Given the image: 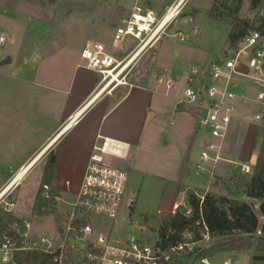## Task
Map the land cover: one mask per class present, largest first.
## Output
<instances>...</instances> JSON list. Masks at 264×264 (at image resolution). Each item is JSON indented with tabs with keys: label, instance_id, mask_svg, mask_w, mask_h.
<instances>
[{
	"label": "rangeland",
	"instance_id": "1",
	"mask_svg": "<svg viewBox=\"0 0 264 264\" xmlns=\"http://www.w3.org/2000/svg\"><path fill=\"white\" fill-rule=\"evenodd\" d=\"M168 1L153 0L152 7L141 2L138 5L159 13L154 12L159 20L165 14L164 4ZM135 4L137 0H0V35L6 37V42L0 46V60L8 55L12 59L10 64L0 67V185L37 153L45 132L59 114L60 108H51L47 100L50 92L46 83L53 79L52 74L70 75L72 68L69 69V65L89 42L103 43L118 58L135 47L136 41L126 37L121 50L112 48L115 30L129 16ZM263 5L264 0H186L179 7L177 16L161 29L130 65L126 81L149 79L150 85H153L156 84L155 77H158L155 73L161 71L177 84V90L169 92L168 97L182 93L191 67H196L199 70L197 75H200V70L207 69L210 62L232 56L241 47L240 41L236 49L232 47L228 39L231 28L241 21L252 24L264 17ZM28 68H33V71ZM158 86L159 91L164 93L165 86ZM172 104L169 99L165 110L156 118L162 127L159 142L165 147L172 141L168 133L170 128L173 129L169 125ZM232 104L237 107L239 102L235 99ZM253 113L252 109L248 110L246 117L253 120ZM242 126L249 127L240 123L233 135L236 137L239 133V154L246 155L249 149L242 141ZM210 139L208 131L200 129L191 152L189 174L200 189L209 184L210 176L208 172H198L197 158L200 149ZM228 145V140H225L223 149L226 150ZM136 153L134 148L131 149L128 159L135 157ZM173 154L171 152L170 156L173 157ZM47 158L48 155L42 157L29 168L12 190L15 208L11 215L27 219L38 235L54 234L58 228L65 227L77 193L76 186L66 187L65 181L70 176L60 164L55 180L61 188V195L55 200L53 213L40 217L34 212V199ZM132 163L129 160L111 162L128 174L118 217L115 220L88 218L93 228L102 231L118 245L129 240L151 244L159 239L157 230L161 221L167 218L175 195L170 194L166 181L141 167L136 169ZM226 166L228 164L224 161L218 162L215 175L225 176ZM66 189L71 193H66ZM181 198L177 197L176 201L181 203ZM253 209L255 211L254 205ZM157 211L164 215L159 217ZM250 253L238 251L232 259L230 255L219 253L214 258H207L206 264H221L225 259L228 264H264L261 260H245Z\"/></svg>",
	"mask_w": 264,
	"mask_h": 264
},
{
	"label": "built area",
	"instance_id": "2",
	"mask_svg": "<svg viewBox=\"0 0 264 264\" xmlns=\"http://www.w3.org/2000/svg\"><path fill=\"white\" fill-rule=\"evenodd\" d=\"M175 4L166 8L165 14ZM178 10L173 12L172 19L177 16ZM161 19L157 20L152 10L135 5L112 38V48L116 51L121 50L126 37L136 41L131 52L122 58L115 57L101 42H89L84 46L80 53L82 66L99 75L96 95L103 92L109 94L118 86L130 85L126 81L130 65L165 26L157 31ZM5 42L6 37L0 35V46ZM240 43L241 47L232 56L210 62L207 69L200 70V75H197L199 70L196 67H191L183 98L178 101L179 104L201 110L198 129L207 130L211 137L199 155L197 170L201 174H212L209 164L221 160V144L235 114L232 102L238 98V84L234 76L249 78L257 86L253 97L257 105L253 121L257 124L264 122V37L253 31L244 36ZM241 57L247 58L248 74L238 70ZM157 82L164 84L168 90H177L176 82L165 73L158 75ZM121 149V143L107 138L94 147L95 153L87 164L75 201L67 214L65 227L58 228L54 234L38 235L25 218H16L10 223L8 233L0 235V264H172L180 255L191 257L189 264H206L205 258L194 260L196 243L188 231H183L180 239L170 245L163 246L159 239L151 244L129 240L118 245L102 231L92 227L88 217L115 220L121 210L128 174L104 159L106 155L119 154ZM244 172L247 173L248 169ZM8 182L0 189V212L3 214L13 213L15 208L12 193L15 186L7 188ZM43 189V197L48 199L46 192L50 187L45 185ZM180 206L185 207L183 201L176 202L167 212V217L173 216ZM185 214L190 215L191 209L186 208ZM157 215L162 217L164 213L157 211ZM203 228L200 237L205 242L209 235L204 225Z\"/></svg>",
	"mask_w": 264,
	"mask_h": 264
},
{
	"label": "crops",
	"instance_id": "3",
	"mask_svg": "<svg viewBox=\"0 0 264 264\" xmlns=\"http://www.w3.org/2000/svg\"><path fill=\"white\" fill-rule=\"evenodd\" d=\"M178 1L169 0L164 4V10ZM138 2L151 5V7L154 6L153 0H137L135 5H138ZM185 2L186 0H183L181 5ZM153 12L157 13L156 11ZM155 44L156 42L153 43V45ZM78 55L69 65V69L72 68L70 75L68 73H55L52 74L53 79L46 83L47 90L50 92L47 97L48 103L51 104V108H60L59 114L54 118V122L52 121L51 128L45 132L39 150L29 158L28 162H38L42 157L53 153L56 157L55 178L58 174V166L62 164L70 176V180L65 181L66 187L76 186L78 191L90 157L95 153L94 147L100 145L103 138H107L121 143L122 149L119 154L104 156L105 161L111 164L113 160H129L133 162V167L136 169L141 167L143 170L151 172L153 176L166 181L170 194L175 195L170 210L178 202L176 201L177 197L182 196L181 201H183L187 197V191L192 190L196 194L199 192L210 193L215 197L222 196L253 204L259 223L262 221L258 211L260 201L250 199L242 191L236 189V178L242 175L248 177L257 159L264 162V122L257 124L246 117L248 110L252 109L253 112L257 110V105L253 101L257 86L252 84L249 78L234 76V81L238 84L236 93L239 104L235 107L234 117L221 144L220 161L228 164L224 167L227 174L216 176L214 173L215 166L220 161L210 163L209 168L212 174H209V184L205 189H200L191 179L189 162L192 158L191 152L196 137L199 135L198 120L202 113L201 110L178 103L182 99L183 91L168 97L171 90H168L164 84L157 82V77H155L156 84L153 85H150L149 79H146L140 82H131L129 86H118L109 94L103 92L96 95L99 75L94 71L85 69L82 66L80 53ZM246 62L247 58L241 57L238 65V70L244 74L249 73ZM25 66L28 67V65ZM28 70L33 71V68H28ZM161 74L163 72L158 71L155 76ZM188 76L185 78V83ZM158 85L165 86L164 93L159 91ZM167 98L173 102L169 114V125L173 126V129L170 128L168 132L172 141L169 146L165 147L159 142L162 127L157 123L156 118L168 105L169 99ZM240 123L249 125V127L242 126L241 135L243 136L242 141L244 140L249 149L246 155L239 154V133L237 132L236 137L233 135L234 131L238 130L239 127L237 126ZM225 140H228L229 144L226 150L223 149ZM133 148L137 152L136 156L128 159ZM171 152L174 153L173 157L170 156ZM236 153L237 155H235ZM27 163L21 165L18 170ZM245 169H248L247 173L244 172ZM11 178H6L1 183L0 189ZM65 192L71 193L67 189ZM60 195L61 188H59L58 198ZM198 244V247L202 245V243ZM252 249L254 246L250 250H243L244 252H251L245 260L264 261V252L255 249L253 251ZM236 252L238 251L221 253L230 255L232 259ZM216 254L207 258H214ZM221 264H228V260L225 259Z\"/></svg>",
	"mask_w": 264,
	"mask_h": 264
},
{
	"label": "trees",
	"instance_id": "4",
	"mask_svg": "<svg viewBox=\"0 0 264 264\" xmlns=\"http://www.w3.org/2000/svg\"><path fill=\"white\" fill-rule=\"evenodd\" d=\"M264 11V5H263ZM257 31L264 37V17H260L252 24L241 21L233 26L228 35L233 48L237 42L249 33ZM191 85L194 82H189ZM55 155L49 153L43 168L40 186L34 199V212L42 217L53 213L55 197H58L59 188L55 184ZM49 186L48 199L43 197L44 186ZM236 189L253 200H259L258 211L262 217L259 220L253 205L246 202L235 201L226 197H215L210 193L196 194L187 191L185 207H178L173 216L161 221L157 232L163 246L174 244L180 239L183 231L192 233V241L196 244L194 260L211 257L216 253L250 250L253 246L256 251L264 252V162L257 159L251 174L236 178ZM190 208L191 214L186 215L185 209ZM14 218L11 214L0 212V235L8 233V225ZM203 225L207 228L209 239L201 241L200 234ZM191 257L180 255L172 264H189Z\"/></svg>",
	"mask_w": 264,
	"mask_h": 264
},
{
	"label": "bare ground",
	"instance_id": "5",
	"mask_svg": "<svg viewBox=\"0 0 264 264\" xmlns=\"http://www.w3.org/2000/svg\"><path fill=\"white\" fill-rule=\"evenodd\" d=\"M183 0H179L174 7L163 16L160 22V26L158 27L157 31H159L164 25L167 24L170 20H172L173 15L176 9L179 8L180 3H182ZM136 56V54H135ZM135 56L133 58H135ZM134 60V59H133ZM43 152V151H42ZM40 154V153H39ZM36 162H28L25 166H23L20 170H18L15 175L12 177V179L8 182L7 188H11L12 186H15L19 183V181L24 177V175L27 173L28 169L31 168Z\"/></svg>",
	"mask_w": 264,
	"mask_h": 264
},
{
	"label": "water",
	"instance_id": "6",
	"mask_svg": "<svg viewBox=\"0 0 264 264\" xmlns=\"http://www.w3.org/2000/svg\"><path fill=\"white\" fill-rule=\"evenodd\" d=\"M11 57L8 55V56H5L2 60H0V67L1 66H4V65H7V64H10L11 63Z\"/></svg>",
	"mask_w": 264,
	"mask_h": 264
}]
</instances>
